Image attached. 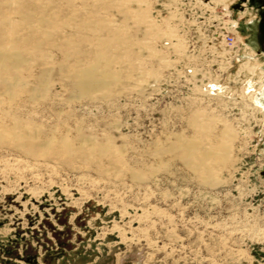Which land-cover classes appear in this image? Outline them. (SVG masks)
Segmentation results:
<instances>
[{
    "label": "rangeland",
    "instance_id": "374dc122",
    "mask_svg": "<svg viewBox=\"0 0 264 264\" xmlns=\"http://www.w3.org/2000/svg\"><path fill=\"white\" fill-rule=\"evenodd\" d=\"M262 20L0 0V264H264Z\"/></svg>",
    "mask_w": 264,
    "mask_h": 264
},
{
    "label": "built area",
    "instance_id": "2783aa9c",
    "mask_svg": "<svg viewBox=\"0 0 264 264\" xmlns=\"http://www.w3.org/2000/svg\"><path fill=\"white\" fill-rule=\"evenodd\" d=\"M233 22H235L236 25L232 29L228 30L226 32V35L223 36V39L225 40L227 47H230L232 44H234L235 52L232 55V57L228 58V60H227V63L229 66L233 65L234 60L237 58V54L239 53L240 50H242V47H243L242 46L243 43L241 42L240 39L238 40L239 41L238 43L236 42L237 38H239V37H237V36H239V34H238V22L235 21L234 19H231L230 15L228 16V22L226 23L227 29H228V26L229 27L232 26Z\"/></svg>",
    "mask_w": 264,
    "mask_h": 264
},
{
    "label": "flooded vegetation",
    "instance_id": "af4514ba",
    "mask_svg": "<svg viewBox=\"0 0 264 264\" xmlns=\"http://www.w3.org/2000/svg\"><path fill=\"white\" fill-rule=\"evenodd\" d=\"M259 45H260V48L264 51V20H262L260 23H259Z\"/></svg>",
    "mask_w": 264,
    "mask_h": 264
},
{
    "label": "bare ground",
    "instance_id": "6f19581e",
    "mask_svg": "<svg viewBox=\"0 0 264 264\" xmlns=\"http://www.w3.org/2000/svg\"><path fill=\"white\" fill-rule=\"evenodd\" d=\"M235 25H236V24L234 23L233 26L231 27V29H232ZM231 47H234V44H232Z\"/></svg>",
    "mask_w": 264,
    "mask_h": 264
}]
</instances>
